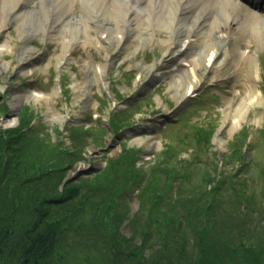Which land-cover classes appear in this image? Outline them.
I'll use <instances>...</instances> for the list:
<instances>
[{"label": "rangeland", "instance_id": "1", "mask_svg": "<svg viewBox=\"0 0 264 264\" xmlns=\"http://www.w3.org/2000/svg\"><path fill=\"white\" fill-rule=\"evenodd\" d=\"M63 1H49L51 7L54 5L59 12H57L58 15H54L49 8L45 34H42L40 30H33L32 33L27 34L26 31L31 30L29 27L31 24L27 23L26 30H21L19 28L21 19L16 14L21 9L36 11L39 4L46 6L48 0H0V45H2L0 47V98L4 94L10 107L13 95L22 92L34 93L33 97H22L18 94L20 101L16 109L21 106L26 107L24 114L26 117H31V121L38 126V133L47 132L51 140H56L55 137H58L60 141L65 142L67 149L74 146L73 153L76 155L65 171V178L68 177L69 182L78 184L95 181L97 178L102 180L103 170L108 160L117 157L124 149H128L130 160L132 157V167L139 170L138 176H135L138 178L136 183L138 186L125 187V191L114 199L116 207L112 212L119 222V234L123 237L133 236V242H136L139 239V232L142 230L148 232L144 256H147L152 245L157 243L160 238L159 232H168L171 229V222L158 216L155 209L150 210L151 205L147 195L141 202L138 194L145 185L149 186L151 193L161 190L160 192L165 194L163 202H157L156 205L161 209L165 208L167 204L164 205V203L170 199L166 195L168 191L165 190V193L161 189L166 172L171 173V191L172 193L175 191L178 200H181L182 194L180 191L178 193L176 183L180 181V173L183 170L188 171V182L184 185L188 190L191 189V185H194L193 191H196L198 189L196 185H200L201 189L205 187L204 189L209 191L217 182L224 181L215 198L222 202L218 204L222 210L217 206L219 210L217 213L222 217L213 216L211 219L213 224L209 223L212 224V229L216 228L213 230L215 233L207 234L212 240L216 237L220 239L228 237L229 234L232 236V232H238L237 227H232L233 231L230 232V223H223L222 219L226 218L223 209H230L228 212L234 214L236 218L233 221L239 219L243 224L246 221L244 217L250 216L248 220L251 221L252 226H257L252 234L256 232L261 236L264 231V194H262L264 122L256 121L261 109L252 105L244 119L233 117L237 122V128L231 132L226 130L227 123L223 117L228 109L234 108L239 101L247 99L251 83L264 98V44L260 45L256 37L247 39L248 54H254L255 65L251 71L253 75L248 70L246 74L244 72L246 78L244 76L235 78L237 67L246 71V63L240 65V60L236 68L227 64L230 70L227 67L229 72L225 75L220 73L226 65L222 57L218 58V62L216 61L212 66L205 61L207 72L196 88L191 89V92L188 91L183 98H179L180 87L184 86L183 81L187 76H191L194 66H200L203 60L198 54H194L191 57H183L180 58L181 60L173 59L165 63L162 61V54L164 41L168 38H173V41L179 43L180 51L185 49L187 43L181 45L184 36L187 35L189 39L197 37L198 25L208 16L219 20L221 24H226L225 15L228 18V24L234 27L237 22L243 20L244 11L252 10L263 17L264 10L251 8L246 1L242 0L239 1L245 5L242 6L244 9L230 6L223 0H207L208 4L204 11L189 15L191 12L183 13L181 8V5H184L187 10L190 9L186 3L187 0H172L176 8L180 9L179 13H175L172 18L171 28L155 31L150 41L143 40L136 43L139 47L129 48L132 54L128 55V58L125 56V53L128 54L127 51H123L122 48L116 50L114 59L104 76L96 66L103 62L107 53L95 41L96 38L105 40L104 34L96 32L95 29H88L89 41L86 42L79 41L78 37L69 40V37L56 34V28L66 20V17L72 22H77V18H71L69 13L62 12L65 6H69L73 15L83 5L81 0H71L66 1L63 6ZM177 1L178 5H176ZM257 1L259 5L264 3V0H250L255 4ZM165 2L162 0V3ZM129 3L132 4V2ZM140 5L142 4L134 6ZM167 6V4L162 5V9H166ZM93 10L95 16L87 17L99 20L106 18L101 17L100 13L98 18L97 11L94 8ZM106 13L110 14L107 9ZM183 16H186L183 19L184 27L178 31L176 25L180 26L179 19ZM131 18L132 13L126 16L121 14L118 22L128 25ZM233 18L237 22L234 23ZM80 19L90 21L82 16ZM151 19V25H153L154 16ZM77 26L79 30L83 29V24ZM206 35L211 36L208 33ZM64 41L69 43L68 47L63 43ZM232 41L228 42L226 47ZM202 46L201 43L197 47V52ZM65 51L66 63L57 64L55 60ZM177 56L179 57L178 53L174 57ZM190 59L193 63L189 62ZM154 63L157 65L156 71L161 69L166 72L162 78L159 77L158 82L147 84V77H143L142 68ZM182 69L187 75L182 73ZM168 72L173 74L180 72L178 79L180 87L177 90H175L178 85L177 77L174 76L172 80ZM95 74H97L96 77ZM154 75L159 74L154 72ZM249 75L254 76V80ZM52 77H54L53 84ZM190 79L193 81V78L190 77ZM28 108L30 113L27 112ZM20 109L17 111L19 112ZM111 117L116 119L122 135L119 132L118 135H112ZM13 119L14 116H2L0 113V127L4 130L13 128L15 125ZM101 127L104 130L100 129ZM197 131L201 133L197 134ZM100 132L101 136H98ZM145 136L149 142L144 143L138 140ZM206 171L210 179L202 181L201 179L207 175ZM229 176H231L230 180H228ZM231 184L242 187L250 201L245 214L239 212L241 209L232 198L234 191L230 189ZM99 195L95 194L96 197ZM212 195L209 194V199ZM209 215L211 216V212ZM195 219L198 222L199 218ZM182 224L183 222L181 226L184 228ZM228 224L230 228L225 229ZM185 240L188 242L187 249L190 250L189 244L192 241L190 232L186 233ZM188 254L190 255L189 252ZM217 254L221 255V253ZM262 258H264V252H262Z\"/></svg>", "mask_w": 264, "mask_h": 264}, {"label": "trees", "instance_id": "2", "mask_svg": "<svg viewBox=\"0 0 264 264\" xmlns=\"http://www.w3.org/2000/svg\"><path fill=\"white\" fill-rule=\"evenodd\" d=\"M24 108L19 110L18 123L13 128L0 127V264H264V231L261 236L252 234L257 226H252L250 216L244 217L243 224L239 219L233 221L236 218L228 212L230 209H223L226 215L223 223L231 226L228 224L225 229L232 232V227H237L238 232L214 240L207 235L215 233L213 216L222 217L217 213L222 202L215 198L224 181L217 182L209 191L200 185H196L199 191H193L194 185L188 190L184 185L189 175L184 170L176 183L181 200L175 191L172 193L171 173L167 172L161 186L170 198L164 203L165 208L156 205L163 202L165 194L161 190L151 193L145 185L138 194L141 202L147 195L150 210L155 209L158 216L171 222V229L159 232L157 243L144 256L148 232H139L136 242L133 236L123 237L112 212L116 196L127 186H138L135 176L139 170L132 167L129 150L124 149L108 160L102 180L69 182L65 171L76 155L73 144L67 149L58 137L51 140L47 132L38 133V126L25 116ZM27 112L30 113L29 108ZM0 113L2 116L8 113L1 98ZM110 128L112 134L118 135L114 117L110 119ZM206 174L202 181L210 179L207 171ZM230 189L234 191L232 198L239 205V212L245 214L250 201L242 187L231 184ZM209 194H213L211 199ZM195 218H199L198 222ZM187 232L192 240L190 250L185 240Z\"/></svg>", "mask_w": 264, "mask_h": 264}, {"label": "bare ground", "instance_id": "3", "mask_svg": "<svg viewBox=\"0 0 264 264\" xmlns=\"http://www.w3.org/2000/svg\"><path fill=\"white\" fill-rule=\"evenodd\" d=\"M48 0V4L44 6L43 4H39L38 8L36 11L32 9H21L18 11L16 14L20 19L21 22L19 24V28L21 30L25 29L26 30V24L30 25L31 27L30 31H26L27 34L32 33L31 31L35 30L38 31L40 30L42 34L46 33V22L48 19V13H49V8H51L52 12L54 15H58L57 12H59V9L53 5L51 7V4ZM54 1V0H53ZM66 1H71V0H64L62 2V5L65 6ZM165 3H162V0H81L83 3L81 9L73 15L72 12L69 10V6H65L63 9V13H69L71 18H77L76 23L72 22L71 19L66 17L64 21H62L59 26L56 28V34L62 36V37H69V40H74V38L78 37L79 41H89V37L87 34V30L91 29L96 32H99L101 34L105 35V40H101V38H96L95 41L100 44L102 48H104L105 52L107 53L106 58L96 66L97 69H99V72L102 73L104 76H106V73L108 70V67H110V63H112L114 59V53L116 50L119 48L124 51H127L128 54L125 53V56L128 58V55H131L130 49H134L135 46H138V44L143 40L150 41L152 34L155 31H159L162 28L169 30L171 28L172 24V18L175 13H179L180 8H176L174 1L172 0H165ZM224 2L228 3L230 6H234L235 8H242L244 9L241 5L239 4L240 1L236 0H223ZM129 2H132L129 3ZM185 3V2H184ZM183 3V4H184ZM186 3L188 4V7H190L189 10H187V7H184V5H181V8L183 9V13L186 11L191 12L189 15L196 14V13H201L204 11L205 6H207L208 1L207 0H187ZM131 4V5H130ZM136 4H142L140 6H134ZM168 5L166 9H162V5ZM179 2L177 1L176 5H178ZM68 5V4H67ZM96 12V16L99 15L100 13L101 17H106L104 19H93L89 18L87 16H95L94 10ZM106 9L110 14L106 13ZM102 10V12H101ZM246 10V9H245ZM181 11V10H180ZM57 13V14H56ZM94 13V14H93ZM132 13V18L130 21H128V25H125L124 23L120 24L118 22V18H120L121 14L125 15ZM182 13V14H183ZM244 16L243 20L237 22L236 19H232V21L237 24L233 27L228 24V18L227 16L224 15V21L226 24L222 23L215 19L214 17L208 16L205 18V20L198 25V33L199 35L197 37H194L192 39L187 38V35L184 36V39L181 41V45H184L187 43V46L185 49L180 51L179 43L176 42L175 40L173 41V38H168L165 39L164 43V50L162 54V61L165 63H168L172 61L173 59H182L183 57H191L194 54H198L201 60H203V63H201L200 66H194V70L192 71V74H190L191 78H193V81L190 79V77H186L185 80L183 81L184 86L180 87V72L177 74H173L172 72H168L171 74V79L174 80V76L177 77V82L178 85L175 88V90L180 87L181 92H180V97L183 98L187 92H191V89L193 90L196 88L198 83L201 81L203 75L207 72V64L204 65V62L207 61V63H211V66L218 62V58L222 57L223 61H226L225 69L221 70V74L225 75L228 74L229 66H235V68L238 66V60L241 61L240 65L243 63H246V71H243V69L240 70L239 67L236 68L235 71V78H241L244 76V72L249 70V73L253 75L251 72L252 69L254 68L253 66L255 65L254 61V54H248L247 50V45H248V38H255L257 41L259 40V44L263 45L264 44V16L261 17L260 15L256 14L252 10H246L244 11ZM104 16H103V15ZM80 16H82L85 19H89L90 21H82L80 19ZM154 16L153 25H151V17ZM180 16V15H179ZM188 16V15H187ZM186 16L180 17V26L176 25V27L179 29L178 31L182 30L181 27H184V18ZM206 17V16H203ZM68 19V20H67ZM23 20V21H22ZM127 23V22H126ZM78 24H83V29L79 30L78 29ZM211 35L208 37L206 34ZM66 34V35H65ZM125 34V35H124ZM232 34H236V36H231ZM111 36V37H110ZM127 37V38H126ZM227 47L226 44L228 42H231ZM66 47L69 46V43H65ZM203 44L201 47L200 51L197 52V47L200 44ZM2 45H0L1 47ZM139 47V46H138ZM4 48V47H2ZM130 48V49H129ZM133 51V50H132ZM1 52V51H0ZM130 53V54H129ZM178 53L179 57H174L175 54ZM228 56V59H226ZM67 59V54L66 51L62 53L61 56H58L55 61H57V64H62L66 63ZM125 59V57H124ZM180 59V60H181ZM62 60V61H61ZM174 60V61H176ZM243 60H246L247 62H244ZM189 62L193 63V60L190 59ZM244 65V67H245ZM156 63L145 66L143 69L144 72V78H146V83L151 84V83H156L159 80V77L162 78V75L165 74V70L158 69L156 71ZM228 67V70H227ZM243 67V68H244ZM60 68V67H58ZM232 68V67H231ZM249 68V69H248ZM87 70V69H86ZM85 70V72H86ZM155 70V71H153ZM181 71V70H180ZM157 72L159 75H154L153 73ZM182 73H184V70L182 69ZM187 75V74H186ZM97 74H95V77ZM245 77V76H244ZM249 77L254 80V76ZM53 78L51 80V83L53 84ZM189 78V79H188ZM246 78V77H245ZM87 81V80H85ZM90 82H92L90 80ZM94 83V82H93ZM249 94L247 95V99L245 101H239L237 105H235L234 108L228 109L227 113L224 114L227 127L226 130L231 132L233 129L237 128V122L235 121V118L233 117H241L245 118L247 114H249V109L250 107L256 106L260 107L261 112L259 115L256 117V121H262L264 122V98L260 94L261 92L258 91V89H254L253 83L249 84ZM258 91V92H257ZM22 97H33L35 96L34 93H28V92H22L18 93ZM18 94L13 95V99L11 101L10 107L8 105V102L5 98V95L2 94L3 96L1 97L2 100L5 101L7 107H8V113L6 116H14V121L15 125L18 123V109L22 108L19 107L16 109V106L18 102L20 101V96ZM118 94V93H117ZM176 95V93H175ZM177 97V96H176ZM113 115V114H112ZM61 117V115H59ZM232 119L234 121H232ZM14 125V126H15ZM111 131V128H110ZM112 133V131H111ZM119 133L122 135L121 130L119 129ZM114 136V134H112ZM140 142H149L147 140V136L145 137H140L138 138ZM63 145L66 147L65 142H63Z\"/></svg>", "mask_w": 264, "mask_h": 264}]
</instances>
